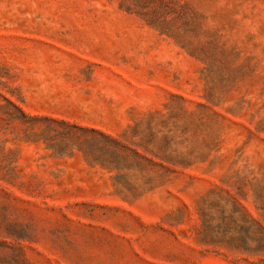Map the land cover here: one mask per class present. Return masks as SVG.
<instances>
[{"label":"rangeland","instance_id":"374dc122","mask_svg":"<svg viewBox=\"0 0 264 264\" xmlns=\"http://www.w3.org/2000/svg\"><path fill=\"white\" fill-rule=\"evenodd\" d=\"M0 264H264V0H0Z\"/></svg>","mask_w":264,"mask_h":264}]
</instances>
